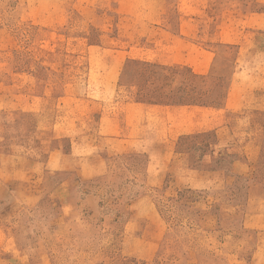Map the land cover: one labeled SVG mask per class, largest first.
<instances>
[{
    "label": "rangeland",
    "instance_id": "rangeland-1",
    "mask_svg": "<svg viewBox=\"0 0 264 264\" xmlns=\"http://www.w3.org/2000/svg\"><path fill=\"white\" fill-rule=\"evenodd\" d=\"M237 53L253 104L101 132L160 63L217 57L219 92ZM0 264H264V0H0Z\"/></svg>",
    "mask_w": 264,
    "mask_h": 264
},
{
    "label": "crops",
    "instance_id": "crops-1",
    "mask_svg": "<svg viewBox=\"0 0 264 264\" xmlns=\"http://www.w3.org/2000/svg\"><path fill=\"white\" fill-rule=\"evenodd\" d=\"M258 14V12H257ZM231 41H225L222 43L227 46H231ZM239 59V53H237L236 57L233 60V69L230 72L229 79L227 81L226 87L224 89V96L220 103H211L212 99H207L209 104H166L161 103L155 99L156 90L159 88V80L157 77V83L154 85L150 99L142 100V101H132L123 103L122 111L117 112L115 116H103L100 119V128L101 132L106 134H111V139L113 140V144H125L124 141L129 142L132 139L138 138L141 135L147 134L149 131L147 130L143 133L141 129V125H146L148 129L150 118L153 110L157 112L161 121L168 125L170 123L169 131L164 135L168 138V141L177 139L180 132L186 129L187 133L198 132L201 130H208L210 124L216 121V116L219 112L223 111H237L238 109H242L245 106L251 105L253 103L252 99L249 100V94L245 92L243 81H239L237 77H239L240 73L235 70L236 63ZM196 60L191 68L187 66L194 74L199 77L204 78L205 80L209 79L208 71L210 67L217 62V57L213 58L211 62H209V66L207 69H204L201 64H203L204 59L200 56ZM165 66H182L183 63L179 62H168V63H160V67ZM159 75V74H158ZM179 84L171 87V89H175ZM240 88V89H239ZM205 91L208 93L215 92L216 88H211L207 86ZM248 92V90H246ZM211 92V93H212ZM216 108V109H215ZM140 111L143 112V117L140 115ZM216 111V112H214ZM218 113V114H217ZM150 114L146 118V116ZM187 116V117H186ZM110 118V121H106V119ZM147 121L145 122V120ZM179 133V134H178Z\"/></svg>",
    "mask_w": 264,
    "mask_h": 264
},
{
    "label": "trees",
    "instance_id": "trees-1",
    "mask_svg": "<svg viewBox=\"0 0 264 264\" xmlns=\"http://www.w3.org/2000/svg\"><path fill=\"white\" fill-rule=\"evenodd\" d=\"M158 75L159 88L156 90L155 99L166 104H209L207 99H212L211 103H220L224 96V89L219 92L205 91L198 81L205 79L191 72L187 67L165 66L161 68ZM183 77L181 84L175 89H171L174 82ZM217 91V90H216Z\"/></svg>",
    "mask_w": 264,
    "mask_h": 264
}]
</instances>
